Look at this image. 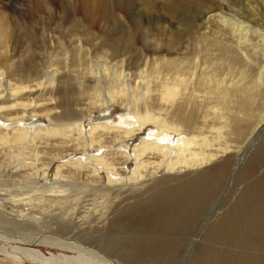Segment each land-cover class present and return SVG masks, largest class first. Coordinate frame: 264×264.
<instances>
[{
	"label": "bare ground",
	"instance_id": "6f19581e",
	"mask_svg": "<svg viewBox=\"0 0 264 264\" xmlns=\"http://www.w3.org/2000/svg\"><path fill=\"white\" fill-rule=\"evenodd\" d=\"M192 2L178 25L155 16L158 24L135 54L119 47L120 39L100 51L79 45L80 64L74 59L67 67L78 63L75 71L90 72L73 76L84 87L78 86L83 99L77 103L84 109L59 112L46 103L62 90L60 64L29 80L13 72L6 54L0 59V147L10 161L0 170V227L11 226L10 233L0 232V264H122L113 253L135 264L179 260L192 240L184 236L196 234L226 186L233 166L227 153L264 125V49L257 58L244 46L261 26L251 31L234 7L227 16L214 13L213 0ZM175 8L171 4L169 11ZM1 16L0 42L9 38L2 26L10 28L11 38L18 36L22 27L12 13L5 9ZM183 24L193 34V46L181 44ZM204 25L208 30L196 36ZM5 43L8 47L10 41ZM85 54L100 66L88 68ZM37 93L51 97L31 98ZM115 104L124 111L111 120L108 111ZM251 113L258 122L249 121ZM36 116L48 123H35ZM147 125L145 138L130 142ZM49 140H57V153L30 148ZM130 160L134 165L127 170ZM208 165L211 174L184 179L175 174ZM247 168L250 177L238 200L206 226L205 238L220 246L210 245L191 264H260L239 252L264 250V173L254 163ZM162 170L176 180L157 179ZM35 228L54 232L46 243L59 251L47 255L32 243L17 244L15 233ZM224 245L225 250L218 248Z\"/></svg>",
	"mask_w": 264,
	"mask_h": 264
},
{
	"label": "rangeland",
	"instance_id": "374dc122",
	"mask_svg": "<svg viewBox=\"0 0 264 264\" xmlns=\"http://www.w3.org/2000/svg\"><path fill=\"white\" fill-rule=\"evenodd\" d=\"M192 1L193 0H5L4 2L6 5L4 6H6V8L2 7L0 4V18L6 9V11L12 13V19L18 21L17 24H20L22 29L17 31L19 37L16 34L13 38H11L10 28L7 29L6 27L2 26L1 31L2 33H8L7 37L9 38H7V40L10 41V43H8V47H6L5 42L7 40L3 39L0 42L2 43L0 44V59H4L6 56L4 60H6L7 64L12 66L13 72L22 77L27 76L29 80L34 79L40 70H42L41 74L48 71V65L60 64V66L63 68L62 71H60V74L65 72L62 74V76L64 75V84L61 87L62 90H60L56 95H53L55 100H48L46 103L52 107H57L59 112L65 111L67 109L73 110L75 108L84 109L82 107H77V103L83 99L79 87H84L75 84V77L79 72H85L86 74L90 72L87 71L86 68L83 69V67H80V69L78 68L79 71H75L76 65L78 63L80 64L78 57L80 51L78 46L85 43L92 50L100 51V49L104 48L105 45L108 46L120 39L118 40L119 47L125 46L127 47V50L135 54L138 52L140 47H143L142 38L147 33H152L158 24L156 21L157 18L155 16L159 18L169 17L178 25V22H181L184 17L186 18V15H184L185 11L187 9L190 11L193 9L194 4ZM204 1L205 0H201V3L203 4ZM213 1L215 8L214 13L222 12V14L232 16L230 14H232V7H234L239 12V14L241 13L240 15H243L245 21H247L245 24L252 25L253 28L251 27V31H256L260 26L262 27H260L261 32H252V41L248 40L244 45L250 54L253 56L256 55L255 57L257 58H262L263 54L260 53L262 52L261 50L264 49L263 45L261 44V40L263 38L262 36L264 34V0H248L250 3L247 0ZM205 3H207V1ZM171 4H176L177 6V8H175L172 12L169 11V6ZM245 6H248L249 8L247 7V9ZM140 9L143 10V14L140 12ZM184 24L181 27L183 30L181 44L183 47L186 45L193 46V43L189 41L191 35L193 34L189 32L188 25ZM204 26L205 27L203 28H201V26L198 28L199 32H196V36L201 35L208 30L206 25ZM118 41L116 42L117 44ZM252 42L254 43L255 47L249 46ZM257 46L259 48H257ZM66 54H69L71 57L68 55L69 59H65ZM85 55L87 58L86 64L88 65L85 66L90 69L92 67L100 66L98 61L94 60L93 62L87 57V54ZM74 59L75 62L78 63L75 64L74 67L68 68L67 66H70ZM68 75L72 77H69ZM31 83L32 85H35L34 82ZM35 92L36 91H34V93ZM262 94L263 96L261 99L263 98V100H261V102H264V92ZM33 96H38L37 99L40 100L51 97L49 94L39 95V93L32 95L31 98H33ZM83 103L85 104V101ZM255 110H257V108H255ZM123 111L124 108L121 107L120 104H115L108 111L110 119L112 120L116 115L123 113ZM252 111H254V108ZM88 112L89 110L86 112L85 116L89 114ZM92 114V118L99 116V112L97 111H94ZM251 114L248 116L249 121L258 122L255 120V114ZM34 120L35 123L42 126H45V124L48 123V119H46V117L44 118L43 116H36ZM150 129L151 126L147 125V127L137 131L135 135L138 136L134 135L132 138L133 140L131 139L130 142H140L141 139L145 138ZM240 135L241 133L239 134L240 140L244 141L245 139ZM230 137L236 138V135H232ZM250 137H252L251 134ZM41 142L43 141H39L38 144L30 146L33 152L36 149H40L51 154L57 153V140H49L46 141L45 144H41ZM3 151V148L0 147V170L6 169L10 163L9 157ZM80 153L77 152L73 156L77 158L81 156ZM227 154L232 155L230 158L233 160V166L230 170L226 186L224 187V190L218 200L215 201V204L213 203L214 205L210 209L211 211L209 210L206 219L196 234L193 237L184 236L188 240H192H190L188 245L183 248L184 251L183 249L181 250V255L179 256L180 258L175 264L195 263L196 258H198L197 256H200L202 253H204L206 248H209L210 245L214 246V243L219 245L217 241L210 243V240L208 241L205 238L204 232L206 226L209 224V222L216 218V215L219 212L224 209L226 210L229 208L231 203H235L238 200L240 190L243 186H245L246 182L248 181V177H250L247 176V167L249 163H254L255 170L257 172L261 174L264 173V125H262L259 130H257V134L252 139H247L245 143L239 144V148ZM227 154H224V157H227ZM131 160L134 161V159ZM130 161L127 162L129 165L125 166V169L127 170H131L134 165V162ZM217 162H220V160L217 159L213 164L215 165ZM212 167L213 165H208L207 167L203 168L194 167V169L181 173L175 172V174L178 175L180 179L188 177L187 175L189 174H211ZM53 173H55V171L48 173V175H51L52 179ZM172 175L173 174L170 175L166 173V171L162 170L157 173L155 177L157 179L168 177V181L170 183L176 180L174 177H169ZM62 193L63 190H60L57 195L60 196ZM138 195H140L141 198H144L146 194L139 193ZM114 209L115 206L113 207V210ZM107 221L108 219H106V223H108ZM3 226L1 225L0 228L2 229H0V232L6 233L5 230H7V234L10 233L8 230L11 226L8 224ZM31 230L32 229H29L25 233H15L14 237L17 241V244L25 246V244L32 243L34 247L41 249L47 255L50 253V250H54L56 252L59 251L58 249L51 248L53 245L50 243H46L48 242L46 237H48V235H56L54 232H48L46 229L41 230L40 228L33 229V232ZM18 236H22L24 239ZM219 246L218 248L220 250H225V245L223 247ZM240 251H242V253L249 258L252 257L253 261H257L260 264L264 263V250L250 247L244 251L239 250V252ZM0 254L3 256L2 252H0ZM122 255L123 254L119 253L116 256V254L113 253L111 256L121 259L122 264H135L134 262L130 260L127 261V259L121 257ZM26 264L32 263L29 262Z\"/></svg>",
	"mask_w": 264,
	"mask_h": 264
}]
</instances>
